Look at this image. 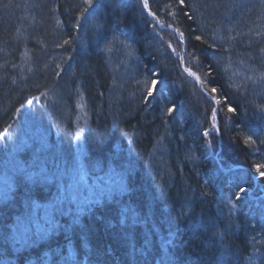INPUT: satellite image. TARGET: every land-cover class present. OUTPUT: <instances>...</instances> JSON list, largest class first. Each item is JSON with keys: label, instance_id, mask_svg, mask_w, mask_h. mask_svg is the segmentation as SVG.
Segmentation results:
<instances>
[{"label": "trees", "instance_id": "1", "mask_svg": "<svg viewBox=\"0 0 264 264\" xmlns=\"http://www.w3.org/2000/svg\"><path fill=\"white\" fill-rule=\"evenodd\" d=\"M150 1L165 30L140 0H103L98 35L127 29L128 43L85 50L81 0H0V181L12 185L7 196L0 192V261L264 264V197H250L264 194V177L253 168L264 163V82L247 79L264 74V35H257L264 33V4ZM64 40L71 43L61 47ZM184 63L218 89L220 132L203 135L214 102ZM152 72L161 83L145 104L137 81ZM173 104L177 111L166 113ZM247 136L256 142L245 144ZM79 159L99 172L68 179ZM20 167L39 180L31 208L17 183ZM78 183L96 190L74 198ZM57 201L55 221L39 231L43 206ZM19 218L30 220L26 243L17 242Z\"/></svg>", "mask_w": 264, "mask_h": 264}, {"label": "snow or ice", "instance_id": "2", "mask_svg": "<svg viewBox=\"0 0 264 264\" xmlns=\"http://www.w3.org/2000/svg\"><path fill=\"white\" fill-rule=\"evenodd\" d=\"M140 2L142 4L143 8L148 10L149 15L158 19V17H156V13L151 10L149 0H140ZM179 3L181 6L187 7L185 0H179ZM261 3L264 4V0H261ZM78 7L80 9V19H87L88 15H91L93 17V24L95 25V27L97 29L104 27V25L99 24L96 21V13L101 11V9L103 7H107V5L103 4V0H81V3ZM116 7L120 8L121 5L117 4ZM192 7H193V9H195L196 5L193 4ZM172 15L175 16V13H172ZM186 15L188 16L189 19L192 18V13H186ZM76 27L77 28L80 27L79 22H77ZM153 27H155V25H153ZM175 31L179 33L180 41L183 42L185 39V34L183 32H180L179 29H175ZM257 35H264V33L257 32ZM232 39H235V37H232ZM195 40L196 41H202L204 44H207L208 47H213V45L208 44V41L204 40L201 35H196ZM70 43H71V41L64 40L63 44L60 46L63 47L64 45H68ZM169 47H172L171 43L169 44ZM172 51L176 52L177 56L180 55V53L177 52L176 48L173 47ZM262 51H264V49H262ZM181 61H183V57H181ZM211 68H212V66L209 65L210 70L207 73V75H209V76H211V74H212ZM184 71L186 73H188L189 76H192L199 83L201 89L208 96L209 100L211 102H214V106L210 109V117H209L210 127L207 128L203 132V135L205 137H208L212 133L220 132V128L218 126V121H217V115H218V106H220L222 104V101L217 98V95H214L218 92V89L216 87H209L207 82L201 78V75H198L197 72L192 71V69L190 67H185ZM159 76H160L159 73L152 72L151 76H147L142 81H137V83L141 85V98H142V102H144L145 104L149 103L150 100L157 95V92H158L157 86L161 83V80L158 78ZM247 79L251 80L253 83H256L257 81L264 82V74H261L260 76L255 77V78L252 76H249V77H247ZM236 87H237V89H239L240 86L237 85ZM160 94L162 95V93H160ZM226 100H227V97L224 98L223 102H226ZM164 110L168 114H173L177 111V106L175 104H173L171 107L165 106ZM227 110L230 113H235L237 111L236 108L230 104L227 106ZM262 110H264V109H262ZM255 142L256 141L253 140L252 136L245 137V140H244L245 144H253ZM206 143L211 144L212 141L208 140V141H206ZM260 143L264 144V140H261ZM253 168L255 169L256 173L259 174V176L264 177V170H262V169H264V163L254 164ZM18 171L20 173V177L18 178L17 183L21 187L27 189V191L23 192L22 194L24 195L28 206L31 208L33 206L32 186H37V187L39 186V180L37 179V174L31 172L29 169L24 168V167H20L18 169ZM41 175H44V178L48 179L47 175L44 174L43 172L41 173ZM5 184L7 187H6V190L4 192V195L7 196L8 192L11 190L12 185L7 180L5 181ZM245 191L246 190L244 188H240V192H245ZM69 198H71V197H69ZM237 199H239L238 194H237ZM61 202L62 201H57L56 203L50 205L51 212L46 211V215H52L56 211H58L57 204H59ZM36 207H39V205H36ZM17 224L20 226V230H21L20 240L17 242L26 243L28 240L31 239L30 229L28 226L30 224V220H26V218H19L17 221ZM249 259H251V258H249ZM0 264H6V262L0 261Z\"/></svg>", "mask_w": 264, "mask_h": 264}, {"label": "bare ground", "instance_id": "3", "mask_svg": "<svg viewBox=\"0 0 264 264\" xmlns=\"http://www.w3.org/2000/svg\"><path fill=\"white\" fill-rule=\"evenodd\" d=\"M31 2H28V3H26L25 4V6L27 7V6H30L29 4H30ZM149 3H150V6H151V10L154 12V9H153V6H152V3H151V1L149 0ZM114 5V4H113ZM33 7L34 8H36V6H35V4H33ZM142 8H143V6H142ZM143 11H144V13H146L150 18H152L154 21H155V23H156V26H157V29H159V30H165L166 28L164 27V25H163V23L159 20V18L157 19V18H155V17H153V16H151V15H149V13H148V10L147 9H144L143 8ZM97 14H98V12H97ZM96 14V17L98 16ZM156 17H157V15H156ZM149 18V20H151ZM85 19H82V20H80V22L82 21V23H83V21H84ZM86 21V25H85V27H86V34L84 35L85 36V39H84V41H83V46H84V49L85 50H87V45H91L92 47H95V48H101L102 46H107V48H106V50H109L110 48L109 47H111V46H113V45H117L118 47L120 46H122V45H125V44H127L128 43V40L126 39V37L124 36V35H126V34H124L126 31H127V29L125 30V31H123V34H121V33H119V32H116L112 37H110V34L108 35V37L107 38H105V39H102L98 34L99 33H101L102 31H96V28H95V26L92 24V23H89V22H91V21H93V17L90 15H88V18L85 20ZM152 21V20H151ZM18 23H20V20H18L17 21ZM147 24V23H146ZM169 30H171V31H173V32H176L175 31V28L174 27H169L168 28ZM93 31H95V32H93ZM92 32V33H91ZM102 33H104V31L102 32ZM113 37H115L114 39H113ZM155 41H154V43H156V45L158 46V45H160V36L157 34V35H155ZM150 41V40H149ZM149 43V42H148ZM104 46V47H105ZM171 50H172V48H171ZM101 52H102V49L100 50ZM177 56V55H176ZM177 57H179V56H177ZM180 59H181V57H179ZM53 63H55V61L52 59L51 61H50V64L49 65H52V66H54L53 65ZM185 68V63L183 64V69ZM187 74V73H186ZM188 75V74H187ZM193 82H195V83H197V84H199L195 79H193ZM200 86V85H199ZM121 88H123V87H121ZM117 89V86H116V88H115V90ZM117 95H119V94H116V96ZM45 97H42V98H40V100L41 101H43V100H45L44 99ZM47 101V100H46ZM215 158H216V160L217 161H219V157L216 155L215 156ZM21 163H16V164H14V167L15 166H17V165H20ZM241 167L242 166H236L235 167V169H241ZM234 168H233V170H235ZM41 170H46V167H45V165L44 164H41V166H40V171ZM69 170H71L70 172H68V173H70V177H68V179H70V180H76V179H79V178H81V177H83V176H85L88 172H91L92 174H96L97 172H99V169H98V167L96 166V165H94V164H90L89 162H87L86 161V159L85 160H78V162H75L74 163V167L72 168V169H69ZM65 171H62L59 175H60V177L61 178H63L64 177V175H65ZM88 176V175H87ZM114 188V186L113 185H110L109 186V189H113ZM250 194H251V192H249ZM264 197V194H262V195H251L250 197L252 198V199H259V197ZM264 199V198H263ZM257 211H254V213H256ZM179 213L181 214V213H183L182 211H179Z\"/></svg>", "mask_w": 264, "mask_h": 264}, {"label": "rangeland", "instance_id": "4", "mask_svg": "<svg viewBox=\"0 0 264 264\" xmlns=\"http://www.w3.org/2000/svg\"><path fill=\"white\" fill-rule=\"evenodd\" d=\"M22 145H24V144L22 143ZM18 155H16V158H18ZM43 171H45V170H43ZM5 181L6 180L0 181V192H3V190H5L7 187L5 184ZM68 187L70 188V183L68 184ZM95 187H96L95 183L88 184V185H86L85 183H78L77 186H74L75 189L72 190L73 191L72 194H73L74 198H79L83 195L89 196L92 192H94L96 190ZM76 189H77V191H75ZM46 211L51 212L50 207L43 206V209L41 212V215L43 218L41 219V226L38 228L39 231H41V228L43 229L44 227H49L55 221L53 219L54 214L46 215Z\"/></svg>", "mask_w": 264, "mask_h": 264}]
</instances>
